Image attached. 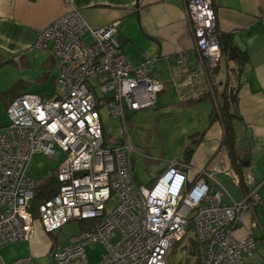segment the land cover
<instances>
[{
	"label": "built area",
	"instance_id": "obj_1",
	"mask_svg": "<svg viewBox=\"0 0 264 264\" xmlns=\"http://www.w3.org/2000/svg\"><path fill=\"white\" fill-rule=\"evenodd\" d=\"M62 2L66 11L41 30L33 44L49 49L56 59L57 90L49 98L30 92L16 96L6 108L8 123L0 126V249L32 238L37 222L49 234L72 219L96 218L94 230L72 236L49 264H166L169 250L189 231L204 245L201 264H244L257 245L252 233L257 222L251 221L242 238L235 230L243 210L264 202L259 193L264 179L246 172L245 194L224 202V188L216 182L214 191L209 184L217 172L239 183L224 150L198 169L192 181L185 172L189 165L177 159L150 185L138 183L132 160L136 148L125 118L156 106L165 84L153 74L155 59L131 64L121 49L118 21L91 28L72 0ZM186 17L199 65L208 74L222 56L212 0H186ZM259 19L264 23V13ZM197 75H188L178 91H189L179 99L198 100L212 90L208 77L199 81ZM103 102L109 116L120 122L117 137L105 134L99 113ZM37 152L58 161V186L34 213L30 201L37 182L29 168ZM95 241L105 250L91 263L85 247ZM0 264L35 262L26 256L6 263L0 253Z\"/></svg>",
	"mask_w": 264,
	"mask_h": 264
},
{
	"label": "crops",
	"instance_id": "obj_2",
	"mask_svg": "<svg viewBox=\"0 0 264 264\" xmlns=\"http://www.w3.org/2000/svg\"><path fill=\"white\" fill-rule=\"evenodd\" d=\"M72 4L91 28H101L118 21V38L129 62L135 65L145 59L154 58L153 74L165 84V88L167 80L161 79L158 71V66L164 63L167 65L168 75L172 76L178 89L183 87L180 81L185 82L189 78L188 74L192 72L198 74L199 81H203L207 76L219 91L225 85L237 87V102L233 110L235 116L232 117L231 124L240 170L242 173L249 172L251 145L255 142L264 146V23L259 19L264 13V0H212L222 52L213 76L212 72L204 73L199 65V58L194 50L193 32L186 17V0H72ZM65 11L62 0H0V48L15 55L8 62L19 60L24 65H29L32 60L40 58L37 63L41 68L53 66L59 69L49 49L36 48L33 44L39 32ZM84 37L88 39V33H85ZM230 48L236 52L234 59H230ZM179 57L182 58L180 65L176 63ZM0 60L3 63L1 57ZM43 74L47 75V72ZM182 90L187 91L184 88ZM36 94L45 97L40 93ZM165 104L166 99L160 105ZM178 106L185 107L181 109H190L194 115L191 119L197 120L191 129H185L182 134L185 144L180 160L189 165L185 172L192 181L196 178L198 169L209 166L214 158L225 153L224 150L227 154L225 146L221 143L223 125L220 119H212V104L208 98ZM193 136L197 142L192 153L186 158L184 152L191 144ZM147 152V148H136L137 154L150 158L143 155H149ZM226 156L229 159L228 154ZM132 160L134 162L133 155ZM158 160L161 159L151 158V161ZM167 165L166 160L165 165L159 166L155 176L146 183L137 179L135 173L134 177L138 183L148 186ZM235 173L237 174L236 171ZM216 175L218 172L214 174V180H209V184L214 191L218 190L217 183L224 188V202L239 200L245 194L244 185L235 184L238 196L233 197ZM259 193L262 198L260 188ZM259 203L261 202H256L251 208L241 212L235 230V236L242 238L250 228L251 221L257 222V226L252 230L257 245L255 250L245 257L244 264L248 263V257L256 253L262 258H256V264H264V255L259 253L264 251V218L261 219L258 213ZM99 258L100 254L97 259L88 260L94 263Z\"/></svg>",
	"mask_w": 264,
	"mask_h": 264
},
{
	"label": "rangeland",
	"instance_id": "obj_3",
	"mask_svg": "<svg viewBox=\"0 0 264 264\" xmlns=\"http://www.w3.org/2000/svg\"><path fill=\"white\" fill-rule=\"evenodd\" d=\"M39 59L32 60L29 65H24L19 60L0 65V126L8 123L5 101L17 92L40 93L46 98L56 92L57 84L54 82V78L58 76L59 69L53 66L43 69L37 63ZM158 71L161 79L167 80V86L165 91L163 90L157 96L156 108H145L132 113L130 122L127 124L129 136L134 147L140 150L147 148L148 157H150L144 158L136 152L132 154L135 176L142 183H146L153 178L158 167L162 164L165 165L166 160L168 163L171 160L181 159L185 144V137L182 134L185 129L189 130L191 129L190 127L197 123V120L191 119L194 115L190 109H181L185 107L178 106L179 92L176 86L177 83L171 75H168L167 65L165 63L159 65ZM43 72H47V75H44ZM180 82L183 84L184 80ZM184 90H187L184 91L185 93L189 91L187 88H184ZM164 99H166V104L162 106L160 104ZM99 107L101 123L106 134L111 137H117L119 135L117 130L120 122L109 116L104 102ZM151 158L161 160L151 161ZM57 166V160L48 158L42 152H37L33 157L29 174L37 183H40L53 174ZM249 168V172L256 179H264V146L258 143L255 144V142L250 148ZM216 177L233 197L236 198L238 196V189L231 181L230 176L218 173ZM238 178V184H241L242 181H240L239 176ZM260 190L262 200H264V187H261ZM30 204H32V200ZM257 209L261 219L264 218V202L259 203ZM81 232L85 231L81 226V222L76 219L68 221L61 229L49 234L45 233L37 222L32 238L9 243L0 249V253L6 263L22 257L33 256L35 264H49L52 262L54 252L59 247L67 245L72 236ZM190 237L191 239H189ZM194 238L193 232L189 231L185 238L175 243L166 256V264H193L196 262L197 256H195L196 252L193 251L194 247L192 244V239ZM104 250L105 246L100 241L91 242L85 247V252L91 260L97 259ZM259 253L264 255V251H259ZM201 256L203 257V254ZM258 256L256 253V255L248 257L249 261L246 264H256V258L262 259Z\"/></svg>",
	"mask_w": 264,
	"mask_h": 264
},
{
	"label": "trees",
	"instance_id": "obj_4",
	"mask_svg": "<svg viewBox=\"0 0 264 264\" xmlns=\"http://www.w3.org/2000/svg\"><path fill=\"white\" fill-rule=\"evenodd\" d=\"M224 49H226V47ZM242 58L244 59L245 56L243 55ZM10 62H13V61H10ZM0 65H2L1 60H0ZM217 67H218V65L213 69V71H211L212 76H213ZM210 83H211V81H210ZM210 86H212L211 87L212 90H210V91L208 90V91L204 92V94H203L204 96L202 98H200L198 100H181V99H179V104H187V103H190L193 101L197 102V101L202 100L204 98H208L211 101V104H212L211 117H212V119H216V118L220 119V121L223 125V134H222V138H221V143L225 146V148L227 150V154H228V157H229V160L231 163V167H233L234 171L237 172L238 176L240 177V181H242V184H243V173L240 170V162L238 161L239 157H238V154L236 153V148H237L236 147V139L234 137L233 126L231 124V119H232V117L235 116L233 110L235 109L236 102H237V99H236L237 87H230V86L225 85L223 87V89L221 91H219L218 88H216V86L214 84H211ZM230 89L232 90V92H230ZM23 93H26V92L25 91H19L15 95H13L10 99L5 101L6 106L9 105V103L11 102V100L13 98H15L16 96L21 95ZM183 93H184V91L180 88L179 95L183 94ZM44 98H46V97H44ZM130 116H131V114H128L125 118L127 124H129V122H130ZM106 136H108V135L106 134ZM196 142H197V140L193 136V138L191 139V142H190L191 144L186 147L185 152H184L186 158L189 157V155L192 153ZM143 155H145V157H148V155L146 153H144ZM57 186H58V183L56 180L55 172L53 174H51L48 178H46L44 181L36 184V188L34 189V194H33V198H32V204H31V209L34 213H36L37 205L40 202L49 198L50 196H52L57 191ZM79 221L81 222V226L84 229V231L94 230L95 227L99 223V219H96V218L79 220ZM189 239H191V237ZM192 240H193L192 244L194 247L193 251L196 252L195 256H197L196 262H194L193 264H201L202 260H200V259L202 258L201 255L204 253V245L201 242H199L196 239V237ZM18 241H21V240H18ZM15 242H17V241H15Z\"/></svg>",
	"mask_w": 264,
	"mask_h": 264
},
{
	"label": "water",
	"instance_id": "obj_5",
	"mask_svg": "<svg viewBox=\"0 0 264 264\" xmlns=\"http://www.w3.org/2000/svg\"><path fill=\"white\" fill-rule=\"evenodd\" d=\"M229 56H230V59H234L236 57V52L233 48L229 49ZM0 57L2 58L3 63H6L9 60L13 59L15 55L0 48ZM237 143L238 145L240 144L239 142Z\"/></svg>",
	"mask_w": 264,
	"mask_h": 264
}]
</instances>
